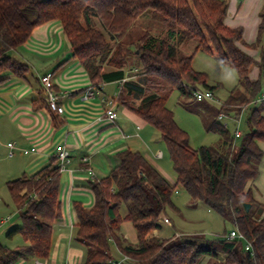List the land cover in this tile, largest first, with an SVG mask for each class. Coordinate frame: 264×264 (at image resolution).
<instances>
[{
	"label": "trees",
	"instance_id": "16d2710c",
	"mask_svg": "<svg viewBox=\"0 0 264 264\" xmlns=\"http://www.w3.org/2000/svg\"><path fill=\"white\" fill-rule=\"evenodd\" d=\"M27 11L35 12L36 19L31 20ZM227 12L225 0H0V76L9 73L25 79L30 65L11 53L24 46L36 28L59 23L71 47V58L86 70L94 88L99 89L102 83H122L117 104L160 133L177 175L176 184L171 185L143 154L127 150L121 154V164L107 178L91 183L94 206L87 209L81 203L74 205L78 240L88 249L86 264H122L113 259L112 244L136 264H200L204 258L218 260L221 253L226 254L223 264H264V213L256 219V212L245 210V204L256 205L250 184L258 178L264 159L260 146L264 143V102L251 104L249 131L236 139L220 122V111L194 98L195 91L214 93L218 89L208 85L206 74L193 69L198 52L237 71L246 92L234 89L226 101L229 107L250 105L259 96L260 81H252L250 72L258 66L263 74L264 46L260 62L242 51L237 43L243 40V29L225 25ZM149 14L168 29L166 38L146 33L138 40L124 42L133 25ZM98 24L104 32L95 28ZM178 41L195 42V53L178 55ZM263 41L264 19L253 47ZM132 58L142 67L139 83L125 81L124 68ZM104 64L116 69L105 71ZM175 91L203 107L206 131L220 137L218 146L198 150L191 147L189 134L167 106ZM124 92L140 100L139 105L126 102ZM42 109L60 116L47 102L37 100L34 110ZM57 163L54 156L33 176L7 183L22 221V226L10 231L8 238L20 235L25 245L15 250L0 245V264L49 259L54 224L63 219L62 176ZM179 187L194 203L230 223L243 239H229L233 230L214 242L156 236L167 209L179 211L173 203ZM122 206L127 212L124 218L120 215ZM260 208L264 211V204ZM124 222H130L137 231V245L120 234ZM247 245L251 251L246 250Z\"/></svg>",
	"mask_w": 264,
	"mask_h": 264
},
{
	"label": "crops",
	"instance_id": "0c3cea01",
	"mask_svg": "<svg viewBox=\"0 0 264 264\" xmlns=\"http://www.w3.org/2000/svg\"><path fill=\"white\" fill-rule=\"evenodd\" d=\"M225 1L228 4L225 25L231 29H243V40L237 43L239 48L260 62L261 59L257 58L258 51L249 47L258 40L259 28L264 19V0ZM42 47L47 49L46 53L41 51L44 49ZM15 52V58L30 65L31 70L37 71L36 85L27 79L30 73L25 79L9 73L1 75L0 80L3 82L0 83V119L7 117L16 129H20L21 146L18 142L15 143L18 152L19 149L37 150L28 153L33 154L34 158L25 166L26 171L33 176L48 166L55 156L56 146L62 143H66L73 162V172L61 175L60 200L63 219L54 224L49 259L28 258L19 264H86L88 249L78 240L79 221L75 203H81L87 209L94 206L95 197L90 189L91 183L107 178L121 164V154L127 150L136 149L134 152L143 153L147 161L170 183L167 172L160 163L165 156L160 152L162 158H158V154L155 155L148 146L146 139L151 135L150 125L122 105L118 104L117 109L121 113L117 111L118 118L114 123L97 121L104 115L103 99L120 93L123 89L122 83H102L99 89L94 88L86 70L71 58V47L59 23L36 28L30 40ZM47 72L54 74L55 89L66 111L62 116H55L46 109L34 110L37 100L46 102L40 76ZM250 79L256 81L251 73ZM125 81H131L127 74ZM112 85L120 89L108 95L106 89ZM90 88L96 92L95 99L86 100V91ZM260 146L264 152V143ZM89 170L94 172V177L89 175ZM250 188L256 202L251 210L256 208L258 211L264 204V159L259 176L250 184ZM2 221L5 223L6 219ZM126 223L131 224L124 222L120 234L135 246L138 244L137 231L131 224L136 231L132 233V229L125 227ZM154 234L160 237V230ZM121 263L136 264L127 258Z\"/></svg>",
	"mask_w": 264,
	"mask_h": 264
},
{
	"label": "rangeland",
	"instance_id": "374dc122",
	"mask_svg": "<svg viewBox=\"0 0 264 264\" xmlns=\"http://www.w3.org/2000/svg\"><path fill=\"white\" fill-rule=\"evenodd\" d=\"M26 13L29 15L31 20L36 19L35 12L27 11ZM95 28L104 32V28L101 24L96 25ZM167 30L168 29L166 27L155 20L153 15H145L133 25L127 33L124 42L129 43L138 40L146 33H149L151 36L158 39H165ZM178 43V46H180L178 55H181L182 53L183 55L189 56L195 53V42L181 43V41H178ZM113 46L114 42H112V47ZM263 46L264 41L263 44L256 48L253 46H250L249 48L258 51L259 55L257 58L261 59V50ZM41 51L46 53L47 49L44 48ZM11 54L17 56L15 51ZM53 66L56 65L53 64ZM104 68L105 71L109 72L116 69L108 64H104ZM124 69L129 80L134 81L135 83H139L141 81L142 67L138 64L136 58H132ZM193 69L196 72L204 73L208 76L207 83L209 86L218 87L217 91L214 92L216 100L210 103L206 102V104L211 107V109L220 111L225 116L228 115V119L222 118V122L228 123V129L232 134L237 130V128H239L242 133L246 134L249 131L247 120L250 117L249 109L251 107L243 113L242 121L239 126L234 122V118H236V116L242 112V108H245L247 105L240 108L233 106L229 107L226 104L227 99L234 89L237 88L243 93L246 92L239 83L237 71L203 52H198L195 55ZM250 73L252 78H255L256 81H260L261 90L256 100L261 99L264 96V72L261 75L259 67L253 66ZM36 74L37 71L31 70L30 74L27 76V79H29L33 85H36ZM119 89L120 88L116 85H112L106 89V93L110 95L113 91H119ZM124 98L127 99L125 100L126 102L128 101L129 103H132L134 106H138L140 103V100H136L134 97L128 96L127 92H124ZM167 106L174 113L179 126L189 134L190 145L194 150H198L201 147H216L220 144V137L218 135L208 133L206 131V123L202 115L203 107L199 106L194 100L188 97H181L180 93L175 91L171 95ZM117 111L121 113V110L117 109ZM219 117L221 116L219 115L218 118ZM150 129L151 135L146 139L148 146L155 153V155L159 152L164 154L165 157L160 163L167 172V178L170 180V183L174 185L177 181V175L174 171L168 148L162 141L160 133L152 126H150ZM19 131L20 129L18 127L16 129L7 117L0 119V245L12 250L24 246L25 242L20 235L15 236L13 239L8 238L10 231L14 228H20L22 226V221L18 208L7 188V183L21 179L25 175L30 176V174L26 171L25 166L34 158L33 154L24 153V149H19V152L16 151L14 157H9V150L7 149L8 142H12L14 144L18 142L17 144L21 146V142L19 141ZM173 203L179 211L171 208L167 209L165 218L170 220V224H163L162 229L160 230L161 238H173L175 236L178 238L180 237L179 239L188 238L214 242L225 233L229 234L234 229L230 223H226L217 213L209 210L204 205H197L194 203L190 196L181 187L176 190L173 196ZM256 211V208L253 209V213ZM126 213V207L122 206L120 209V215L122 218H124ZM11 216L13 219L9 221V219L12 218ZM3 219H6L7 222L4 223L2 221ZM125 227L132 229V233H136L131 224L126 223ZM177 234H180L181 236ZM111 254L113 259L117 262H122V260H124V257L120 254L115 244H112L111 246ZM225 259L226 254L221 253L218 260L204 258L200 264H223Z\"/></svg>",
	"mask_w": 264,
	"mask_h": 264
},
{
	"label": "built area",
	"instance_id": "2783aa9c",
	"mask_svg": "<svg viewBox=\"0 0 264 264\" xmlns=\"http://www.w3.org/2000/svg\"><path fill=\"white\" fill-rule=\"evenodd\" d=\"M40 83L45 95V99L46 102L48 103L50 109L53 112H56L58 115H64L66 113L65 111V107H63L61 105V97L59 96V93H57L56 89H55V83H54V74L51 72H47L43 75L40 76ZM95 94L96 92L94 91L93 88H90L86 91V95H85V99L86 100H92L95 99ZM119 94H116L114 97H110V98H104L103 99V104H104V115L99 117L97 119V121L99 123L103 122V121H110L112 123H114L117 118V108H118V104L116 99L118 98ZM194 98L197 102H214L215 99V94L210 91V90H198L195 91L194 93ZM261 102H264V96L261 99L255 100L254 102H252L251 104H260ZM250 105H247L245 108H242V112L240 114H238L236 116V118H234V122L240 126L241 121H242V116L243 113L246 112L249 108ZM245 106V105H244ZM221 117H219L220 122H222V118H227V116H225L223 113L220 114ZM228 119V118H227ZM222 124L228 128V123H223ZM233 136L236 139H239L243 136V133L239 130V128H237V130L233 133ZM8 149H9V157H14L15 152L18 150L16 147V144H8ZM36 149H32L30 151H24L26 154L28 153H34L36 152ZM57 159H58V163H57V167L59 170V174L63 175V174H67V173H72V157L71 154L67 148L66 143H62L56 146L55 148V154H54ZM158 158H162V153H158ZM89 175H91L92 177H94V172L92 170L88 171ZM10 221V219H9ZM7 222V221H6ZM162 224H170V220L167 218L162 219L161 221ZM229 239L234 240V239H243L242 234L238 231V230H233L230 235L228 236ZM246 250L247 251H251V246L247 245L246 246ZM39 264V263H37Z\"/></svg>",
	"mask_w": 264,
	"mask_h": 264
},
{
	"label": "water",
	"instance_id": "95a60500",
	"mask_svg": "<svg viewBox=\"0 0 264 264\" xmlns=\"http://www.w3.org/2000/svg\"><path fill=\"white\" fill-rule=\"evenodd\" d=\"M251 209H252V205L251 204H245V210H246L247 213L250 212ZM263 213H264L263 209L260 208L258 210L257 214H256V219H260L261 216L263 215Z\"/></svg>",
	"mask_w": 264,
	"mask_h": 264
}]
</instances>
